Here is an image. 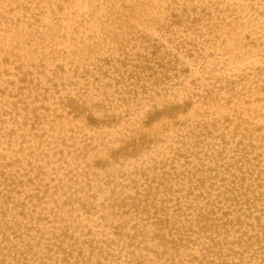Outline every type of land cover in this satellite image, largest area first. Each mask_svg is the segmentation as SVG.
Returning a JSON list of instances; mask_svg holds the SVG:
<instances>
[{
  "label": "rangeland",
  "instance_id": "374dc122",
  "mask_svg": "<svg viewBox=\"0 0 264 264\" xmlns=\"http://www.w3.org/2000/svg\"><path fill=\"white\" fill-rule=\"evenodd\" d=\"M204 254L264 264V0H0V264Z\"/></svg>",
  "mask_w": 264,
  "mask_h": 264
},
{
  "label": "trees",
  "instance_id": "16d2710c",
  "mask_svg": "<svg viewBox=\"0 0 264 264\" xmlns=\"http://www.w3.org/2000/svg\"><path fill=\"white\" fill-rule=\"evenodd\" d=\"M159 64V63H158ZM92 119H93V117H91ZM140 204L141 203H138V205L140 206ZM154 204V203H153ZM150 206H152V205H150ZM154 206H155V210H159V209H157V205H155L154 204ZM177 206V205H176ZM142 208V207H141ZM145 210V209H144ZM156 220L157 221H160V222H162L163 221V219H162V217H157L156 218ZM237 221H239L240 222V228H242V225L244 224V220H242V218H238L237 219ZM247 226H248V223L246 224ZM249 226H252V224H249ZM247 232H248V230H247V227L245 228V229H243V230H241V240L243 239L242 237H243V235H246L247 234ZM243 242H245V248H249L250 246L248 245V244H246V241L245 240H243ZM17 251H18V249H17ZM66 251H64V253H65ZM204 253H218L217 251H215V252H211V251H208V249H206V251L204 252ZM206 257V258H205ZM210 259H209V255L208 254H204V261H205V263H211V264H213V263H215V262H212V261H209ZM236 264V263H235Z\"/></svg>",
  "mask_w": 264,
  "mask_h": 264
}]
</instances>
